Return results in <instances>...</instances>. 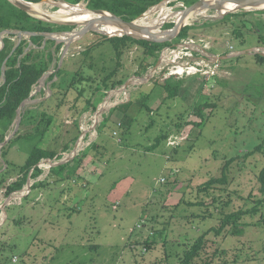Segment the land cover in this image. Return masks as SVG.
Segmentation results:
<instances>
[{
	"label": "rangeland",
	"instance_id": "1",
	"mask_svg": "<svg viewBox=\"0 0 264 264\" xmlns=\"http://www.w3.org/2000/svg\"><path fill=\"white\" fill-rule=\"evenodd\" d=\"M46 1L42 4L50 14L64 9L53 2L71 5L68 0ZM80 4L91 10L88 1ZM165 5L178 13L189 6L186 0H164L141 19L157 20ZM263 11L224 16L208 11V17L187 25V38L170 42L173 46L163 48L157 62L140 75L145 55L138 45L118 60L112 43L103 38L112 37L102 32L73 42L62 67L70 73L68 80L82 66V75L95 79L81 85L84 97L76 101L77 93L67 94L66 89L55 90L51 97L47 81L54 63L44 86L35 88L38 112L32 121L21 122L17 134L23 137L0 148V264H182L201 237L202 248L191 264H264V195L258 179L264 149L249 154L264 144V65L254 58L257 54L246 53L264 52V40L258 39L262 33L255 34L264 22ZM248 12L253 14L243 15ZM173 23L159 25L160 31ZM238 26L245 42L234 33ZM14 34L17 44L32 36L4 31L0 48L3 39ZM92 45V59L82 64L80 54ZM32 48L37 45L30 43L26 52ZM159 60L160 67L153 71ZM180 69L184 72L179 75ZM114 71L113 81L123 84L106 90L104 77ZM167 79L182 81L180 95L169 101L160 87ZM129 80L133 83L124 90ZM149 93L152 98L142 101ZM131 100L129 114L136 122L124 127L118 107ZM107 102L113 105L103 107ZM206 102L216 106L205 110L202 128L188 125L199 122L195 107ZM14 129L15 123L8 136ZM45 129L42 138L35 134ZM28 135L34 139L27 140ZM157 139L161 144L150 150ZM35 145L54 151L56 157L44 158L51 161L42 170H22ZM74 153L78 158L73 170L69 167L76 160L62 176L50 173L49 164L57 171L54 162ZM231 159L227 189L205 192L203 184L221 177ZM24 180L23 188L7 194ZM34 181L38 183L31 194L22 197ZM255 206L258 212L222 229L227 215Z\"/></svg>",
	"mask_w": 264,
	"mask_h": 264
},
{
	"label": "trees",
	"instance_id": "2",
	"mask_svg": "<svg viewBox=\"0 0 264 264\" xmlns=\"http://www.w3.org/2000/svg\"><path fill=\"white\" fill-rule=\"evenodd\" d=\"M34 4L42 3L46 0H25ZM72 4L77 5L80 4L83 0H68ZM89 2L88 7L91 10H103L110 12L116 16L123 18L126 21H135L139 17L143 16L149 10L154 8L155 6L161 4L164 0H86ZM197 2V1H195ZM187 5H191L192 1L186 0ZM194 4V3H192ZM261 13H264L261 12ZM253 14L252 12L243 13V15ZM174 24H169L168 27L172 28ZM257 33L260 32L259 38L264 40V22L258 24ZM74 29L73 26L69 25H59V24H52L46 22L41 19H37L29 15L27 12L19 9L18 7L14 6L8 0H0V34L4 31H17V32H27V33H34L36 35H32L29 39H23L21 43L17 44L12 41L14 37H17L16 34L10 35L3 39L4 46L0 50V76L5 69V82L0 85V143H3L4 140L8 137V132L10 131L12 125L15 123L17 117V111L21 108L22 104L27 101L28 99L34 100V96L31 97L32 93L36 92L35 88L38 86L39 80L47 74L52 65L55 63V71L49 76L47 83H51L50 90L52 91V96L55 95V90H64L66 89L65 93H69L74 91L77 93V98L80 99L84 97L85 89H80L81 85L84 82L90 83L94 82L95 79L91 77H85L81 73V68L71 75V78L68 80L65 76H69L70 73L64 68L61 67L58 70V64L60 61L59 54L64 47L63 43L58 44L55 40H47L44 44L45 37L44 34L47 33H55V32H70ZM191 27L186 26L181 33L179 34L178 39H185L189 36V31ZM235 34H237L238 38H243V42L246 41L245 34L242 33L241 27H236ZM104 40H107L112 43L115 49L116 56L118 60L121 59L123 53L126 49L138 45L144 50V62L141 65L138 75L148 71L152 65H154L159 57V52L165 48L173 46L171 43H164V44H157L152 43L149 41L144 40H136L129 36H116L112 38L103 37ZM31 44L34 46L37 45V48H32L29 52H26V48ZM263 46H264V42ZM97 46V45H96ZM95 48V45L88 47L84 50L80 56H83L84 63L86 64L85 60L92 59V52ZM258 59V62L264 65V55L261 53H257L254 57ZM152 60V63L149 64L148 61ZM92 68V65H90ZM116 71L110 73L107 77H104L103 85L106 90H113L117 86L122 85V81H113V78L116 76ZM92 85V84H91ZM165 95L164 99L169 101L177 98L181 93L182 88V81L172 82L170 79L165 80V83L161 84L160 86ZM152 93L145 95L142 101H148L152 98ZM36 95V93H35ZM44 102L41 103V105ZM133 101H129L126 104L119 105V111H122L124 116L122 119L124 127H130L135 122L136 119L133 118L129 114V109L132 108ZM143 107L146 110H150V108L143 103ZM216 105L211 104L210 102H206L202 105L195 107L194 115L199 119V122L190 121L188 125L194 124L197 128L203 126L207 121V115L205 114V110L209 108H215ZM25 111L22 113V125H24L27 121H32L35 118V113L38 112V108L35 103L30 104L24 109ZM43 116H47L46 112H42ZM52 119V118H50ZM52 122V120H50ZM47 129L42 130L41 132H36L35 134L42 138L45 136ZM23 135L17 134V136L12 139L8 144L10 146L21 139ZM27 140L34 139V136L28 135L26 137ZM76 139V138H75ZM158 143L153 146L150 150L158 148L161 144L160 139H157ZM94 145V143H93ZM92 145V146H93ZM97 145V144H96ZM94 145V146H96ZM41 146L35 145L32 147L29 157L27 159L26 164L22 168V170L28 169L30 170L32 167L43 160L44 158L47 159H54L56 157V153L54 151H48L40 148ZM68 146L65 147L67 150ZM264 144L257 146L253 152L249 154H255L263 152ZM78 158V157H77ZM77 158L72 161H69L67 164L59 165L57 171H55V167L51 168V171L57 175L62 174L65 171H69V169H65L67 165L72 164L73 161L76 160L75 163L70 165V170H73L77 165ZM60 159V158H59ZM235 159L229 160L225 166L223 167L222 176L219 178H212L205 184H203V190L205 192L216 189L217 187L227 189V186L230 184L229 174H230V166L234 162ZM40 170V169H39ZM259 183L261 184L260 192L264 195V168L260 171L259 174ZM25 180L13 185L10 189H7V194H11L13 191H19L23 188L25 184ZM37 184V183H36ZM35 184V185H36ZM34 185V186H35ZM71 184H69L70 186ZM33 186V187H34ZM32 187V188H33ZM262 202H264L262 200ZM259 206L261 205V201H259ZM259 206L253 207L252 210L246 211H237L227 215L223 220L222 229L226 226V224L233 225L234 223H238L241 218L245 214H254L258 212ZM221 230V229H220ZM220 231H218L219 233ZM203 239L199 240V244L194 246V248L186 253L184 259L185 262L182 264H191L192 259L194 258L196 253H199L202 248Z\"/></svg>",
	"mask_w": 264,
	"mask_h": 264
},
{
	"label": "water",
	"instance_id": "3",
	"mask_svg": "<svg viewBox=\"0 0 264 264\" xmlns=\"http://www.w3.org/2000/svg\"><path fill=\"white\" fill-rule=\"evenodd\" d=\"M9 2H11L14 6L18 7L19 9L27 12L29 15L34 16L33 12L30 10L29 8V4L33 5L34 3L25 1V0H8ZM211 0H198L197 2H195L194 4L186 7L182 12H179L181 14V17L178 21V23H176L174 21V26L171 29L165 30V31H159V32H154L151 31L145 27H142L140 25H138L136 22L138 21V19H140L141 17H139L138 19H136L135 21H126L123 18L116 16L110 12L107 11H103V10H90V13H98L101 15V17H99L96 20L93 21H89L87 23H78L75 21H62V20H56L53 17L49 16V15H42L41 17H39L41 20H44L46 22H50V23H56V24H61V25H69V26H75V27H81L80 31H74L73 32H68L71 33V37H68V39H59L56 37V35H63L67 32H55V33H47L44 34L43 36L45 37L46 40H55L58 44L63 43L64 44V49L62 51V55H61V59L58 65V70L62 67V64L67 56V53L70 50V46L73 42H75L76 40H79L83 37H85L87 34L89 33H93L98 31L99 29H102L104 27L107 26H117L120 27L123 30H129L131 31L130 33H120V34H107L104 33L106 35H109V37H122V36H129L131 38H134L136 40H144V41H149L152 43H157V44H164V43H170L173 42L174 39H176L179 34L181 33V31L188 25V24H183L184 21H186L189 16L197 11H201V10H206V11H213V12H217L219 16H224L229 12H236V11H252V10H261V6L264 5V0H214L213 2H210ZM47 2V1H43L42 3ZM55 4V6H61L64 7V4H68L66 2H63L62 4H58V2H53ZM224 3H231L235 6V9L227 12V13H222V8L224 6ZM41 4V3H39ZM70 5V4H68ZM153 10L156 9L152 8ZM106 14V15H105ZM214 18V17H211ZM31 35H36L34 33H31ZM4 46V42L2 41V47L0 48V50L3 48ZM246 53L249 54H257V52H255L254 49H249ZM262 55H264V52L261 53ZM162 63L161 60L158 61V63L156 64V66L154 67L153 71H156L159 67L160 64ZM50 74V73H49ZM2 77H3V82H5V70L2 73ZM47 78V74H45L38 82V87L39 89H41L42 86H44L45 83V79ZM139 79L142 80H146V78H142L140 77ZM133 83L132 80H129L123 87V89H127L131 84ZM40 84V86H39ZM34 95V93H32L31 97ZM36 100H32L31 98L28 99L27 101H25L21 108L18 109L17 111V117L15 120V129L13 131L12 134H10L3 143H0V148L5 147L14 136H16L20 126H21V122H22V113L25 111L24 109H26V107L30 104L35 103ZM76 153V152H75ZM75 153L72 155L73 157L69 158L67 160L61 159V161L59 163L54 164V166L57 165H62L64 163H68L70 161V159L75 158ZM53 166V164H52ZM29 188V186H28Z\"/></svg>",
	"mask_w": 264,
	"mask_h": 264
},
{
	"label": "bare ground",
	"instance_id": "4",
	"mask_svg": "<svg viewBox=\"0 0 264 264\" xmlns=\"http://www.w3.org/2000/svg\"><path fill=\"white\" fill-rule=\"evenodd\" d=\"M213 1L214 0H211L210 2H213ZM44 7H45V4H42V3L41 4H33V5L29 4V8L33 12V14H36L37 16H40V17L42 15L46 14V15H49V16L53 17L56 20L75 21V22H78V23H87L89 21H93V20H96L99 17H101V15L98 14V13H90V10L87 9V7L85 5H83V4H79V5H74L72 3H71V5L64 4V7H63L64 9L59 10L58 12L52 13V14L47 13L44 10ZM233 9H235V6L233 4L224 3V6H223L221 11H222V13H227V12L233 10ZM261 9H264V5L261 6ZM56 10H57V8H56ZM208 16H209L208 15V11H206V10L197 11V12L191 14L189 16V18L186 21L183 22L182 25L191 24L195 20H197V19H199L201 17H208ZM180 17H181L180 13L174 12V9H170V8H168L165 5V6H163L161 8V14H160V16H159V18L157 20L148 21V16H146L143 19H141V18L138 19V21L136 23L138 25L142 26V27H145V28L151 30V31L159 32L160 31L159 25H161L163 23H166L167 21H170V20H174L176 23H178ZM98 31L100 33L104 32V33H107V34H110V35L120 34V33H123V32L124 33H127V32L130 33L131 32L129 30H123V29H121L120 27H117V26H107V27H104L102 29H99ZM71 35H72L71 33L67 32V33H65V34H63L61 36H56V37L59 38V39H68V37H71ZM183 72H184L183 69H180V71H178V74L180 75ZM112 105H113V103H110V105H109V102H107L103 107H105V106L106 107L107 106L111 107ZM4 219H5V215H3L2 220H4Z\"/></svg>",
	"mask_w": 264,
	"mask_h": 264
},
{
	"label": "built area",
	"instance_id": "5",
	"mask_svg": "<svg viewBox=\"0 0 264 264\" xmlns=\"http://www.w3.org/2000/svg\"><path fill=\"white\" fill-rule=\"evenodd\" d=\"M57 159V158H56ZM64 160H67L68 159V156L66 155L64 158H63ZM50 161L51 160H47V159H44L41 163H39V165H37L36 167L38 168V169H40V170H42V167H43V165H44V163H46V162H49L50 163ZM55 164H56V162H54ZM53 166L51 165V164H49V170H50V168H52ZM36 182H38V181H34L33 182V184H35ZM33 184H30L29 185V188L28 187H26L25 188V191L23 192V195H22V197H26L27 195H30L31 194V186L33 185ZM17 193V192H16ZM13 198V197H12Z\"/></svg>",
	"mask_w": 264,
	"mask_h": 264
},
{
	"label": "clouds",
	"instance_id": "6",
	"mask_svg": "<svg viewBox=\"0 0 264 264\" xmlns=\"http://www.w3.org/2000/svg\"><path fill=\"white\" fill-rule=\"evenodd\" d=\"M36 183H38V182H36ZM36 183H35V184H36ZM35 184H33V185L30 187V188H31V190H32V187H33Z\"/></svg>",
	"mask_w": 264,
	"mask_h": 264
},
{
	"label": "crops",
	"instance_id": "7",
	"mask_svg": "<svg viewBox=\"0 0 264 264\" xmlns=\"http://www.w3.org/2000/svg\"><path fill=\"white\" fill-rule=\"evenodd\" d=\"M73 195V194H72Z\"/></svg>",
	"mask_w": 264,
	"mask_h": 264
}]
</instances>
